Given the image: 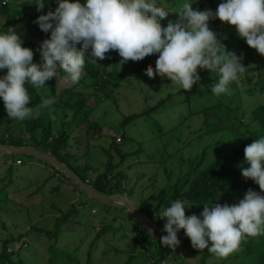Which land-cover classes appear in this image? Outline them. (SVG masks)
Listing matches in <instances>:
<instances>
[{
  "label": "rangeland",
  "instance_id": "1",
  "mask_svg": "<svg viewBox=\"0 0 264 264\" xmlns=\"http://www.w3.org/2000/svg\"><path fill=\"white\" fill-rule=\"evenodd\" d=\"M4 1H8L7 5H9L12 16L16 15L15 11L22 7L31 11L33 6V0ZM220 2L221 0L217 1L218 4ZM206 5L205 1L202 0L196 9L201 11L211 9L210 6ZM169 11V14H173L175 9L170 8ZM7 16L6 13L0 14V32H5L9 27H14L19 32L21 27L34 25L33 21L28 20L26 16L21 18L18 26L9 24ZM209 28L217 34L220 40L224 39L223 45L228 52L242 51V53L235 54L242 57L241 63L245 68L262 67L259 71L242 74L238 81L229 85V94L216 96V99L212 100L210 94L201 86L171 97L160 105L162 99L168 94L176 93L182 89H179L166 77L162 78L159 75H154L150 82H144L141 78L131 75V70L125 69L124 66L118 68V71L125 75L120 87L115 88L113 96L105 100L98 96L99 91L96 87L91 86L93 81L89 78L84 79V85L79 82L69 83L65 80L66 76L58 81V92L62 95L68 88H74L75 91H81L88 95L90 107L88 120L90 123L101 125L99 128L87 130L88 135L87 138H85L86 136L83 138V146L72 152L77 153L78 156L88 152V162L92 167L97 168L98 172H103L106 162L112 159L114 164L119 165L116 172L121 170L126 175V178L122 180L121 187L119 186V193H129L131 192L129 190L132 189L131 200L137 206L149 195L157 194L161 189L178 183L179 177L187 171V161L194 160L203 149L212 148L216 143L217 139L202 136L205 130L213 124L206 123L207 116L204 115L206 111L191 113L200 109L203 110L207 106H211L212 103L217 104L218 100L222 98L227 109L223 111L222 109L210 110L208 116L216 117L215 112L217 117L224 115V118L219 119V123H223L222 126L225 127L229 124L228 117L236 112L237 107L240 109V113L244 111L248 113L251 109L264 103V91L259 90L260 87L258 90L253 89L255 83L264 84V57L239 38L233 26L221 21L215 23L210 20ZM23 34L28 37L26 30ZM32 41L35 43V38ZM22 47L28 48L24 43ZM247 48L250 49L247 50ZM35 52V55H39L38 51ZM157 56L158 54L149 60L153 69ZM129 63L134 65L138 62L129 61ZM112 68L113 66H110V70ZM202 71L198 69V74ZM5 72H0V75L5 74ZM84 73L83 69L82 76ZM209 76L211 78L216 77L215 74L212 76L210 72ZM56 78H59L58 73ZM113 80L120 81L118 78H113ZM36 89L40 92L41 99L51 98L56 101L46 87ZM0 102L3 103L2 100ZM40 102L27 106L35 107ZM43 112L49 114L54 132L61 129L62 123H68L72 114L67 112L68 116L65 118L60 108L49 106L48 108L36 109L34 117ZM143 112L144 114L125 122L128 117ZM83 113L86 115L87 111H83ZM7 118L3 106L0 110V141H2L1 136L5 135L3 130H5ZM246 121L248 120L246 119ZM13 123L16 125L13 130L14 135L28 141L29 136L24 130V124L19 120ZM228 132L229 130L223 131L225 134ZM122 135L125 136V140ZM118 138L121 139V143H118ZM115 143H118L119 146ZM116 146L123 154H129L125 161L115 152L114 147ZM213 155L214 150H209L208 157H213ZM17 157L24 158V163L22 166H18L19 171L13 175V183L7 191L0 192V208H3L0 210V239L8 237L11 233L23 235L22 241L29 245L21 252L23 264H49L48 249L55 243V239L48 237L47 233H54L55 220L69 212L71 206L80 201L84 203L83 215H80L82 219L76 220L78 223L66 221L61 227L64 234L60 235L55 246L59 252H64L66 257L56 255V261L54 260L55 262L51 264H88V262L91 264H126L128 262V251L135 245L133 237L140 232L138 227H133V222L124 221L122 216L128 217L127 210L123 211L122 214L120 213L119 216H115L117 214L114 213V210L109 211L106 206L87 197L71 181L61 184L60 181L51 180L43 186L44 180L50 175V165L45 167L39 161L27 156H0V188L2 187L1 179L8 175V160ZM80 162L83 163L84 161L81 159ZM207 163L209 162L207 161ZM67 182L72 183L76 190L71 189ZM59 185V192L62 193L57 194V191L52 190V188ZM15 191L16 194H12L8 200L7 193ZM33 191H38V193L32 195ZM92 207H96V209L91 210ZM149 210L151 213L154 212V205L151 203ZM201 212L202 210L197 208H192L189 211L188 207L185 208L186 216L195 214L199 217ZM155 215L152 213V222L155 221ZM104 217L106 218L104 219ZM85 223L88 224L87 227H84ZM165 223L166 220H164ZM103 225H109V230H106L100 241L92 244L96 233L103 228ZM28 233L30 235H27ZM185 238L184 231L180 230L178 240L182 241ZM148 243L151 244L149 241ZM16 245L15 248L9 247L8 251L15 253L22 244L20 242ZM154 246L150 247L154 248ZM206 250H198V254L196 252L195 256H200ZM258 256H255V259ZM13 259L17 261L16 264H21L19 263L21 261L20 256H17L16 253L13 255ZM216 259H212L210 264L220 261V258L217 261ZM250 259L247 258L246 261L248 262H245L237 258L234 262L236 264H249L251 260L255 261L254 258ZM144 260L143 257L141 261ZM173 262L170 261L168 264H181L177 256ZM129 264H141V262L135 261Z\"/></svg>",
  "mask_w": 264,
  "mask_h": 264
},
{
  "label": "clouds",
  "instance_id": "2",
  "mask_svg": "<svg viewBox=\"0 0 264 264\" xmlns=\"http://www.w3.org/2000/svg\"><path fill=\"white\" fill-rule=\"evenodd\" d=\"M55 2L54 11L34 21L42 32L50 33L37 48L39 63L33 62L32 49L22 47L24 40L14 27L0 32V72L6 70L0 75V100L9 119L33 118L36 109L52 105L54 101L49 98L28 107V87H45L46 81L57 77L58 70L66 73L67 82L78 83L86 52L93 58L89 61L96 63L114 50L122 64L129 60L143 62L158 54L155 68L144 74L147 78L166 77L179 89L190 91L200 81L198 69L207 70L216 76L211 93L227 95L229 85L238 81L246 68L242 57L228 52L209 28L213 19L233 26L237 36L264 57V0H221L215 12L193 9V0H183L177 19L169 20L166 26L161 22L170 11L158 8L156 0ZM35 5L40 11L45 0H36ZM244 158L249 166L240 167L241 175L258 185L260 192L248 189L234 204H203L199 217L185 215V202H171L156 214L166 220L161 245L175 249L180 243L177 233L183 230L194 249H207L225 258L238 250L243 237L257 236L264 230V136L245 146Z\"/></svg>",
  "mask_w": 264,
  "mask_h": 264
},
{
  "label": "trees",
  "instance_id": "3",
  "mask_svg": "<svg viewBox=\"0 0 264 264\" xmlns=\"http://www.w3.org/2000/svg\"><path fill=\"white\" fill-rule=\"evenodd\" d=\"M200 1L202 0H193V3L191 4L193 9H196ZM203 1H205V4H207L206 6H210L212 11L215 12L218 5V0ZM2 2L3 0H0V14L6 13L8 15L7 20L9 24H16L18 26L19 22H21V18L24 16H26L28 20L33 21L34 25H26L27 27H21L19 30L20 33L17 32V34L20 35L24 40V44L33 50V62L39 63L40 57L38 54L35 55V51H37L39 44L44 39L49 37L50 33L42 32L34 21H36L40 15L47 14L49 11H54L57 7L55 0H45V6L40 11L37 10L35 5L36 0H33L31 11L30 9L26 10V8L22 7L18 9V11H15L16 15L14 16L11 15L12 12L9 10V5H3ZM80 2L83 3L84 0H80ZM182 2L183 0H156L158 8L164 7L168 11L170 8L175 9L173 14L168 13L166 19L161 22L162 26H166L169 20L175 21L177 19L176 12L179 11ZM213 21L217 23L220 20L213 19ZM25 30L28 32V37L23 34ZM34 38L35 43H32V39ZM223 41L224 39H221L222 43ZM77 48L79 50L80 45H77ZM249 49L250 48H247V50ZM235 53L239 54L242 53V51H236ZM105 55L106 58L104 60L96 59V63H93L89 61L93 58L90 57L86 52L85 64L83 67L85 73L79 81V83L84 85V79H91L93 81L91 86L96 87V89L99 91L97 94L101 99L105 100L112 97L113 90L120 87L121 81L125 77L122 72L118 71L120 66H124L125 69H130L131 75L141 78L144 82L151 81V78H147L144 75L150 67H153L149 64V60L151 58L131 65L129 63L130 60L122 64V58L114 50H110ZM110 66H113L112 70H110ZM261 68L262 67L246 68L243 74L256 70L259 71ZM57 73L59 78L54 76L49 81H46L45 87L50 91L51 95L56 100L50 106L60 108L63 111L65 118L68 116L67 112L72 113L68 123H62L61 129H59L57 132H54L53 124H51L50 116L47 112H43L37 117L25 119L21 122L24 124V130L29 136L28 141H26L24 138L16 136L13 133V130L16 127L13 122L16 121V119L7 118V121L5 122V130H3L5 135L1 136L2 141H0V144L12 146H32L42 151L48 152L55 156L59 161L69 166L79 177H81L83 181L88 182V184L91 185L95 190L105 194L119 193V186L121 187L122 180L126 178V175L123 173V171L120 170L116 172L119 165L114 164L112 162L113 160L110 159L105 164V170L103 172H98L99 170L97 168H94L89 164L88 152H85L80 156H78L77 153L72 152L73 150H79L83 146V138L85 136V138H87L88 135L87 130L90 131L92 129L99 128L101 125L99 123H90L88 120V113L90 109L88 105V95L81 91H75L74 88L65 89L64 95L58 92V81L62 77L66 76V73H64L62 70H58ZM199 76L200 81L198 84L194 85L193 88H199L203 86L210 94L212 100L216 99V96L211 93V86L215 83L216 77L211 78L207 70H203ZM113 78H118L120 81L113 80ZM25 86L27 87V84ZM253 89L264 91V84L261 85L260 82L255 83ZM184 92L188 91L180 90L176 93L168 94L167 97L162 99L160 105L164 104L169 98ZM28 93L30 97V102L28 105L32 106L38 101H41V94L36 88L29 86ZM223 102L224 101H222V98H220L217 104H211L210 102L211 106H207L203 110L200 109L191 113L195 114L206 111L204 114L207 116L206 123L213 124L205 130L202 136H208L209 139L215 138L217 141L212 146V148L203 149L197 158L187 161V171L183 174V176L179 177L178 183H176L174 186L161 189L157 194L149 195L148 198L143 200L141 204L138 205L141 212H143L149 219L153 218L152 213L158 215L159 211L162 209V206H170L171 202L177 199L185 202V204L188 206V211L192 208H197L203 211V204H234L243 198L245 192L248 189L260 192L258 185H256L250 179L246 180L242 177L240 167L249 166L244 158L245 146L251 144L260 136H264V103L254 109H251L248 111V113L246 111L240 113V109L237 107L236 112L233 115L230 114L228 117L229 124L223 127V123H219V119L224 118V115L217 117V113L215 112L214 114L216 117L208 116V112L210 110L216 111L217 109H222L223 111L227 109L225 108ZM1 103L2 102H0V110L4 106V104ZM83 111H87V114L85 115ZM142 114H144V112L132 115L128 117L125 122L130 121ZM246 119L248 121H246ZM224 130H229V132L225 134L223 133ZM122 138L125 140L124 135H122ZM115 145H118V143H115ZM118 146L114 147L115 152L125 161L129 154H123ZM211 149L214 150V155L213 157L209 158V150ZM81 159L84 161L83 163L80 162ZM17 160H21L22 164L16 165ZM207 161L209 163H207ZM8 162V175L4 179H1L2 187L0 188V192L7 191L9 186L13 183V175L19 171L18 166L23 165L24 158L17 157L15 159L8 160ZM39 163L45 167L48 165L40 161ZM49 169L50 175L46 180H44L45 183L43 186H45L47 182L51 180L60 181L61 184L66 181L70 182V180H68L53 166H49ZM68 182L67 184H69L70 188L76 190L72 183ZM59 188L60 185L56 188H52V190L54 189V191H57V194L62 193L59 192ZM40 190L41 188L39 191ZM129 191L131 192L125 194L131 198L132 189ZM36 193H38V191H33L32 195H36ZM12 194L15 195L16 191L13 193H7L8 200ZM150 203L154 205V212L152 213L149 210ZM83 206V201L71 206V210L69 212L55 220L54 233H47L48 237L55 239V243H53L50 249H48L49 264L56 261V255L66 257L64 252H59V250L55 248L60 235L62 233L64 234V232L61 230V227L66 221L77 222L76 220L82 219L80 215H83ZM107 208H109V211L114 210V213L117 214L115 216H119L120 213L122 214L123 211H125V209H115L112 207ZM2 209L3 208H0V210ZM92 209L95 210L96 207H92L91 210ZM127 214L128 217H125L124 215L122 216L124 221L130 220L133 222V227H138L140 233L133 237V242L135 245L128 251V262L126 264L133 263L135 261L141 262V264H168L170 261L173 262L176 256L180 259L181 264H185L178 252H176L174 249L168 248L167 246L161 245L160 242L152 241V239L134 221L131 214L128 212ZM157 215H155L154 223L157 225L156 228L158 230L163 231L164 219L159 218ZM105 218L106 217H104V219ZM87 225L88 224L85 223L84 227H87ZM102 227L103 228L96 233L92 244L100 241L102 236H104V233H106V230L108 231V228H110L109 225H103ZM89 233L91 232L89 231ZM27 235H30V233ZM123 235L125 236V234ZM178 236L179 232L177 233V237ZM22 238L23 235H15L14 233H11L8 237L0 239V244L2 246V250L0 251V264H16L17 261L13 259V255L15 253L17 256H20L21 261H19V263L23 264L24 260L21 252L29 245L24 243ZM148 241L151 244H149ZM20 242L22 245L15 253H10L8 251L9 247L15 248L17 246L16 244ZM181 242L186 247H188L194 255L196 252L198 254V250L191 246L189 238L186 237L185 239H182ZM152 245H155V249L150 247ZM257 255L259 256L255 259V256ZM143 257L145 260L142 262L141 259ZM214 257H216L214 254H211L206 250L196 258L198 264H210L212 259L217 258L216 261L218 260V257ZM249 257L251 259L254 258L255 261H252ZM237 258H240L245 262H248L246 261L248 258L251 260L249 264H264V230H262L257 236L243 237L237 251L233 252L228 257L220 258V261H217L215 264H236L234 261ZM88 264L91 263L88 262Z\"/></svg>",
  "mask_w": 264,
  "mask_h": 264
},
{
  "label": "water",
  "instance_id": "4",
  "mask_svg": "<svg viewBox=\"0 0 264 264\" xmlns=\"http://www.w3.org/2000/svg\"><path fill=\"white\" fill-rule=\"evenodd\" d=\"M0 156H28L37 161L53 166L61 172L67 179L76 185L87 197L93 199L98 204L115 209L127 210L138 226L153 240L160 242V237L166 235L158 230L152 221L141 212L139 207L126 194L113 193L105 194L95 190L88 182L79 177L69 166L59 161L52 154L42 151L32 146H12L0 144ZM180 254L185 264H198L196 256L181 241L174 249Z\"/></svg>",
  "mask_w": 264,
  "mask_h": 264
},
{
  "label": "built area",
  "instance_id": "5",
  "mask_svg": "<svg viewBox=\"0 0 264 264\" xmlns=\"http://www.w3.org/2000/svg\"><path fill=\"white\" fill-rule=\"evenodd\" d=\"M7 2L5 1V2H3V4L5 5ZM119 140V139H118ZM22 164V162H21V160H17L16 161V165H21Z\"/></svg>",
  "mask_w": 264,
  "mask_h": 264
}]
</instances>
